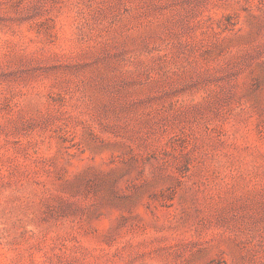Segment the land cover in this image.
Wrapping results in <instances>:
<instances>
[{
	"label": "rangeland",
	"instance_id": "374dc122",
	"mask_svg": "<svg viewBox=\"0 0 264 264\" xmlns=\"http://www.w3.org/2000/svg\"><path fill=\"white\" fill-rule=\"evenodd\" d=\"M0 264H264V0H0Z\"/></svg>",
	"mask_w": 264,
	"mask_h": 264
}]
</instances>
